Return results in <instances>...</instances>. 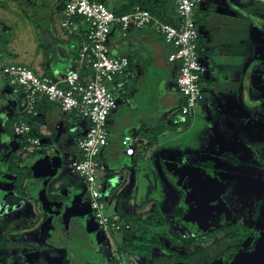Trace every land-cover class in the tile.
Wrapping results in <instances>:
<instances>
[{"label": "crops", "instance_id": "crops-1", "mask_svg": "<svg viewBox=\"0 0 264 264\" xmlns=\"http://www.w3.org/2000/svg\"><path fill=\"white\" fill-rule=\"evenodd\" d=\"M128 1L105 0V5L115 12ZM68 2L0 0L1 6L18 15V23L13 16L9 23L0 19V73L5 66L17 64L32 69L38 76L62 79L78 69V52L88 24L78 19L75 34L62 27ZM195 18L201 35L200 58L205 67L201 80L204 101L190 119H185L180 111L185 97L176 84L179 64L169 60L175 50L173 45L153 26L131 28L126 36L118 26L112 28L106 44L107 55L128 57L131 64L112 85L118 107L108 117L109 145L101 156L106 168L101 173L102 196L109 215L127 217L151 212H146L145 202L135 203L125 197L120 178L130 173L136 175L147 154L159 148L161 137L190 129L198 114L203 118L211 111L222 114L234 111L235 117H241L239 109L255 111L252 129L256 136L264 135V0H203L196 8ZM159 19L179 24L174 0L166 1ZM28 111L26 95L13 93L0 79V221L6 216V209L11 212L5 217L4 229L17 231L32 226L31 230L40 228L37 232L40 233L48 216L53 215L51 231L59 239L60 247H69L65 244L66 235L77 230L82 234L80 237L90 239L93 248L104 254L106 264H114V259L107 262V249L121 254L117 252L121 238L116 240V234L115 238L109 237L98 229L87 189L70 169V162L81 158L76 139L85 136L88 121L75 112L63 113L58 105L41 97L34 111ZM21 121L31 126L29 137L16 135L13 125ZM127 135L138 139L132 157L126 155L122 144ZM33 140H38L40 146ZM18 160L20 167L31 174L24 184L28 197L23 199L16 191L17 175L12 169V163ZM22 202L29 210L22 212V219L28 221L21 225L15 207ZM51 251L55 256L59 254ZM61 258H69L74 264L90 263L81 257L71 258L69 252Z\"/></svg>", "mask_w": 264, "mask_h": 264}, {"label": "rangeland", "instance_id": "rangeland-1", "mask_svg": "<svg viewBox=\"0 0 264 264\" xmlns=\"http://www.w3.org/2000/svg\"><path fill=\"white\" fill-rule=\"evenodd\" d=\"M0 11L3 12L0 13L3 22L15 19L18 23V15H13L9 8L2 5ZM238 112L241 117H235L234 111L224 112V115L211 111L203 118L198 114L190 129L161 137L159 148L155 147L147 154V160L138 165L136 175L130 173L128 177L120 178L126 198L135 203L145 202L146 212L159 211L166 216L168 234L181 240H194L172 250L183 256L196 253L189 260L179 262L170 254L169 245L165 249L156 248L150 257L133 256L130 259L122 258L114 249L108 248V263L114 259L118 264H214L217 261V264H264V135L258 137L252 129L255 111L239 109ZM216 129L219 133L215 132ZM200 176L210 178L213 187L196 188L195 178ZM17 208L18 224L22 225L28 221L22 219V212L29 208L25 202L19 203ZM178 210L183 211L182 217L173 214ZM9 213L6 209L2 226L6 225L4 220ZM54 220L53 215L48 216L40 233H37L40 228L31 230L32 226L18 228L16 232L30 238L29 242H33L39 252L51 248L59 253L48 257V264H74L69 258H61L63 254L67 256V252L77 258H88L89 264H105L104 254L93 248L90 239L80 237L82 234L77 230L66 235L65 244L69 247H60L59 239L57 241L51 231ZM233 224L250 228L256 237L248 241L249 245L244 244L246 241L240 245V242L216 232ZM55 229L57 233L58 228ZM116 238L120 239L121 235ZM240 246L243 247L239 250ZM197 249L201 250L197 252ZM47 252L40 255L46 257ZM8 255L0 257L1 264H12L10 259L17 258L15 254L11 258ZM31 259L26 262L18 259L19 262L14 264H29L35 260L34 257Z\"/></svg>", "mask_w": 264, "mask_h": 264}, {"label": "built area", "instance_id": "built-area-1", "mask_svg": "<svg viewBox=\"0 0 264 264\" xmlns=\"http://www.w3.org/2000/svg\"><path fill=\"white\" fill-rule=\"evenodd\" d=\"M174 1L180 20L178 25L165 23L140 7L118 16L101 2L69 0L63 13L62 27L70 34H75L79 29L78 19L88 24L78 52V69L62 79L38 76L32 69L17 64L5 66L0 73V79L7 83L13 93L26 95L28 113L34 111L37 99L41 97L58 105L63 113L75 112L88 121L89 128L85 136L76 139L81 158L71 161L70 169L83 181L92 217L98 229L108 236L131 229V225L123 221L120 215L106 213L102 196L104 184L101 173L106 168L101 163V156L109 145L108 117L118 107L112 85L131 64L128 57L107 55L106 44L112 28L118 26L126 36L131 28L153 26L175 49L169 60L179 64L176 84L185 97L181 115L190 119L194 110L204 101L201 80L205 67L200 58L201 35L195 18L196 8L203 0ZM13 127L20 137H29L32 133L31 126L23 121L15 122ZM33 143L37 146L41 144L38 140H33ZM122 144L126 155L132 157L136 154V137L127 135Z\"/></svg>", "mask_w": 264, "mask_h": 264}, {"label": "trees", "instance_id": "trees-1", "mask_svg": "<svg viewBox=\"0 0 264 264\" xmlns=\"http://www.w3.org/2000/svg\"><path fill=\"white\" fill-rule=\"evenodd\" d=\"M92 1H97L105 4V0ZM166 1L167 0H129L128 3L125 4L123 8H121V10L115 11L114 13L120 16L131 13L135 10L136 7H140L143 10L151 12L155 17L160 18L161 10L165 7ZM12 169L17 175L16 191L18 195L23 198H27L28 192L26 191L24 184L25 181L30 178V172L27 169L20 167L19 160L18 162L12 163ZM173 214L178 215V217H182L183 211H174ZM122 219L123 221L131 225V229L129 231H121L120 233L116 234L121 235V243L118 247V252L127 259H130L133 256L150 257V255L156 248L160 247L165 249L167 248L166 245H169V252L176 261H187L193 254L196 253L194 252L190 253L189 255L183 256L171 249L178 245H189L194 240H181L178 237L168 234L165 230L168 224V220L166 216L161 215L159 211H151L148 213H133L128 215L127 217H122ZM242 227V224H235L231 226V228L225 227L221 230L231 229V238L238 237V233L239 238H245L246 233H249L250 229H246L244 227L242 229ZM114 235L113 238H115L116 236ZM4 238L2 239L0 236V241L2 239L1 247L8 246L9 244L7 239ZM115 239L117 240V238ZM165 239L167 240L165 241ZM200 250L201 249H197V252ZM69 255L74 259L79 258L74 257L71 253H69ZM81 259H83V261L86 263L90 262L88 258L82 257ZM114 264L118 263L114 262Z\"/></svg>", "mask_w": 264, "mask_h": 264}, {"label": "flooded vegetation", "instance_id": "flooded-vegetation-1", "mask_svg": "<svg viewBox=\"0 0 264 264\" xmlns=\"http://www.w3.org/2000/svg\"><path fill=\"white\" fill-rule=\"evenodd\" d=\"M213 187V186H212ZM2 224V221H0V236L1 238L3 239L4 237L7 239V241L9 242L8 246H2V239L0 241V257L1 256H5V254H9L8 257L10 256H13L14 254L16 255V259H10L11 263L14 264V262H17L18 259H21V261H24L25 262L28 260V259H31V257H34L35 260H33L31 263L29 264H40L39 262H42L44 264H48V257H52L54 254L51 253V248H48V250H50V252H47V250H44L46 251V257L40 255V253L44 252V251H37L36 250V247L34 245V243L32 242H29L30 241V238H27L26 237H23L24 235H22L21 232H16V231H13V230H5L4 229V226L1 225ZM235 225V224H233ZM233 225H229V226H224V227H221L220 229H218V231H216L217 233H223L224 237H230V235L232 234L231 230H221L222 228H225V227H231ZM250 229V228H249ZM229 231V232H228ZM215 232V233H216ZM256 232V231H255ZM214 233V234H215ZM113 236V235H112ZM112 236H109V237H112ZM216 236V235H214ZM238 237L236 238H231L232 240L234 241H238L240 242V245L242 243H244L246 241V243H244L245 245H249L248 244V241L252 240L253 237H256V234L252 233L251 231H249V233H246L245 235V238H239V233L237 234ZM4 238V239H5ZM217 242V239L216 241ZM243 244V245H244ZM243 247V246H242ZM240 246L239 250L242 248ZM118 252V251H117ZM118 254V253H117ZM35 255V256H34ZM30 256V257H29ZM120 257H124L123 255L119 254ZM11 258V257H10ZM1 259V258H0ZM32 260V259H31ZM234 260V257L232 258V262ZM19 262V261H18ZM24 262V263H25ZM113 262V260H112ZM180 262V261H179ZM218 262V261H217ZM214 263V264H217ZM60 263V262H59ZM117 263V262H116ZM1 264V262H0ZM106 264V263H105ZM222 264V263H221Z\"/></svg>", "mask_w": 264, "mask_h": 264}, {"label": "water", "instance_id": "water-1", "mask_svg": "<svg viewBox=\"0 0 264 264\" xmlns=\"http://www.w3.org/2000/svg\"><path fill=\"white\" fill-rule=\"evenodd\" d=\"M194 185L198 187L200 190H205L213 185V181L207 176H200L195 178Z\"/></svg>", "mask_w": 264, "mask_h": 264}]
</instances>
